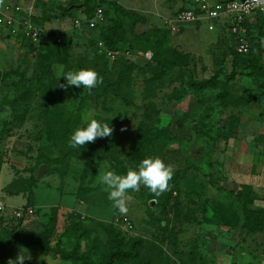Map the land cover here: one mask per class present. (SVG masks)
Segmentation results:
<instances>
[{
	"label": "rangeland",
	"instance_id": "rangeland-1",
	"mask_svg": "<svg viewBox=\"0 0 264 264\" xmlns=\"http://www.w3.org/2000/svg\"><path fill=\"white\" fill-rule=\"evenodd\" d=\"M26 1L29 6L33 0ZM36 1L33 17L41 20L36 21L42 30L40 46L29 43L21 31L0 28V204L8 212L32 208L24 230L41 232L53 226L66 249L91 251L96 261L108 255L102 247L112 238L113 228L123 229L121 221L127 217L133 228L124 245L135 241L144 264H226L222 251L235 245L233 229L241 226H225L220 217L240 209L238 191L245 185L240 182L249 178L241 173L251 169L252 155H264L262 49L251 44L255 65L249 70L236 62L237 37L225 21L190 22L173 32L169 20L193 0H66L64 6L56 0ZM99 5L120 42L115 59L100 48L101 29L77 23L84 20L88 6ZM62 7L69 9L65 17H60ZM56 33L68 45L57 56L49 51ZM162 43L174 51L169 56L174 66L155 79ZM147 51L159 56L147 60ZM47 65L58 79L57 86L48 88L51 100L31 89L28 95L9 88L10 82L20 85L21 75L31 81L48 74ZM81 68H92L99 76L104 72L112 83L123 72L121 89L99 84L98 91L107 90L96 103L83 87H62L66 81L61 76ZM234 70L237 78L229 80ZM210 79L215 81L203 84ZM195 82L200 85H192ZM32 84L38 86L24 81L25 89ZM6 101L17 103L24 115L11 120L13 108L5 107ZM62 109L74 122L65 124V117L50 113ZM91 119L113 127V149L107 155H91L92 142L81 149L70 146L74 130ZM145 131L149 140L164 137L162 152L132 155ZM147 157H160L173 167L169 188L159 197L144 186L139 192L129 190L128 212L121 215L99 178L107 170L126 175ZM232 183L237 191L230 190ZM0 236L12 259L22 251L30 256L25 261L33 264H78L37 246H22L3 230ZM114 264L139 262L118 258Z\"/></svg>",
	"mask_w": 264,
	"mask_h": 264
},
{
	"label": "trees",
	"instance_id": "trees-1",
	"mask_svg": "<svg viewBox=\"0 0 264 264\" xmlns=\"http://www.w3.org/2000/svg\"><path fill=\"white\" fill-rule=\"evenodd\" d=\"M220 1V0H218ZM223 1V0H222ZM37 3V1H36ZM62 5V4H61ZM64 6V5H63ZM86 6V5H85ZM101 7L103 8L102 5L96 6V7H87L85 13V18L86 19H92L95 17L96 10ZM62 13L60 14V17H65L67 15V11L69 9L63 8ZM104 10V20L96 25V29L99 28L102 30V33L100 35V42H103V44L110 50L117 51L120 48V42L117 39H114L115 34L113 30L109 29L108 25V19L107 15ZM124 13L129 14L127 11H124ZM33 21L36 23L41 22L40 19L33 17ZM37 24V23H36ZM246 25V23H245ZM246 38L248 39V42L250 44V51L247 54H241L238 53L237 50L235 52V55L237 56L236 59H238L236 62L241 61L242 67H246L249 70H253L254 68L252 67L255 65V62L253 60V56L251 53V44L254 45V40L255 37H249V34L246 35ZM27 39V38H26ZM29 43H31L29 41ZM36 46H40L36 45ZM258 46V45H256ZM162 49H159L158 53L161 56V59L158 61V69L154 70L153 72L157 74V77L155 79H160L163 77V74L165 73V68L170 67L173 68V64L170 63L169 61V56L172 57L174 55V51H172L169 47L166 46V43H162ZM50 50L55 56H57L60 52L63 54L66 52L68 45L65 43V41H60L58 42L57 40H54L50 43L49 46ZM48 56H53V54ZM157 53H153L152 59H157L159 56ZM251 54V55H250ZM249 55V56H248ZM248 56L247 58H245ZM235 62V63H236ZM259 62V61H258ZM48 66V65H47ZM46 66V67H47ZM48 72L49 74V81H47L44 77L47 76L48 74L44 75H38L35 77V79L27 80L23 75H21L20 79V85H18V82H10L9 88L13 90V87H15V90L19 89L20 93L27 94L28 92L34 93V91L41 93L42 95L47 96V100H51L50 95H51V90L48 88L52 85L57 86L58 85V79L56 76L52 73V70L50 69V66H48ZM144 70V69H143ZM249 74V73H248ZM100 75V73H99ZM237 71L234 70L230 74L227 75L229 80H233L237 78ZM241 75V74H240ZM251 75V74H250ZM120 77L117 78L113 83L110 79L109 76H107L104 72H102V83L100 85L102 86L104 82V86H108L107 88H112L113 91L121 89V80L123 78V72L119 75ZM9 77V75L6 74L4 77V80L2 82H5V80ZM24 81L26 83L33 82L36 84L37 87L33 86L29 87V89H25L26 86L24 85ZM210 81H215V79H210L208 81H204L203 84H207ZM99 85V86H100ZM192 85H200V83H192ZM31 89V91H30ZM106 88H102L100 91L96 88L94 92L89 93L88 99L90 102H99V100L106 96ZM29 95V93H28ZM7 98V96H6ZM25 97H21L23 100ZM5 107L13 108L12 112V118L11 120H18L20 117H22L24 114H20L18 110L16 109L17 103L16 104H11L8 103L7 101L3 103ZM5 109L4 107H2ZM1 112V111H0ZM52 115L56 117H65V124H69L70 122H74V118L70 115V112L66 110H61L59 112H50ZM60 120H56L58 122ZM142 137L139 139L138 143L135 145V149L132 153V155H157L158 153H161L164 145H165V140L164 137H160L161 135H155L153 139L149 140V133L146 134L145 132H141L140 134ZM113 144L114 140L112 137H104V138H97L95 141L92 142V148L90 150L91 155H107L110 153L113 149ZM33 182L37 183V179L32 176L30 177ZM213 182V181H212ZM219 189H222V187H219ZM23 192V191H22ZM21 190L16 192V194H20ZM238 194L241 197V207L240 209H234V214L233 215H222L220 217V221L223 223L225 226H230V227H237L241 226L245 229H249L250 231H260L264 230V208H258V207H253V201L257 199V196L255 192L253 191V188L249 185H242L240 190L238 191ZM247 194V195H246ZM225 206V205H224ZM226 210L227 207H224ZM227 214V211H226ZM71 216H76L78 217L77 213H72ZM232 216V217H231ZM24 218L21 219H14L12 217L6 218L5 216H0V231L3 230L4 232L7 233L8 237L10 236L12 239H14L15 242L22 246H37L40 247L45 254H51L54 256L60 257L62 260H74L77 261L78 264H114L116 259H128V258H135L138 260L139 264H144L142 263V259L140 258V254L136 249V242H132L130 245L125 246L124 245V238L125 235L130 233V230H125V229H119L115 230L114 228L110 231L112 234V238L109 240V243L104 245L102 248L110 251L108 255L103 257L101 260L96 261L94 260L91 251H86L81 253L79 250V247L73 250H68L66 249L61 241V238H56L55 237V228L52 226V229H48L45 227L43 231L41 232H34V231H27L24 230L22 225L24 222ZM124 234V235H122ZM6 239L4 237L0 236V264H8V261L12 259L9 255V249L7 247V244L5 242ZM115 249V250H113ZM15 259V258H14ZM123 262V261H122ZM23 264H33L32 261H24ZM205 264V263H203ZM207 264V263H206ZM209 264V263H208Z\"/></svg>",
	"mask_w": 264,
	"mask_h": 264
},
{
	"label": "built area",
	"instance_id": "built-area-1",
	"mask_svg": "<svg viewBox=\"0 0 264 264\" xmlns=\"http://www.w3.org/2000/svg\"><path fill=\"white\" fill-rule=\"evenodd\" d=\"M33 0L28 7H23L21 4H0V28H6L13 33L21 31L22 35L27 38L32 44H39L41 40V28L33 21ZM194 8H187L177 11L169 20L170 29L173 32L179 29L186 23H199L204 20L213 22L226 16L231 20L230 30L237 37L236 50L238 53L247 54L250 51V44L246 38V21L248 17L256 13L264 14V0H220L211 2L210 0H194ZM104 20V10L99 7L96 10L95 17L92 19L84 18L83 21L77 20L78 24L85 23L91 29ZM210 28H213L210 26ZM19 29V30H18ZM57 41L60 42L59 33H56ZM100 48L113 59L117 56V51L108 49L103 42H100ZM147 60H151L153 53L147 51L144 55ZM1 215L6 218L14 219L25 218L34 212L32 208H18L13 212H8L6 205L0 204ZM123 229L131 230L133 224L129 218L124 217Z\"/></svg>",
	"mask_w": 264,
	"mask_h": 264
},
{
	"label": "clouds",
	"instance_id": "clouds-1",
	"mask_svg": "<svg viewBox=\"0 0 264 264\" xmlns=\"http://www.w3.org/2000/svg\"><path fill=\"white\" fill-rule=\"evenodd\" d=\"M4 0H0L3 4ZM61 77L66 81L62 85L66 90L75 86L83 87L89 93L102 83V77L92 68H81L78 70H68ZM113 127L107 123H101L96 119H91L86 126L78 127L70 137V146L73 149H81L89 142L97 138L111 136ZM249 140L252 137L248 138ZM174 169L166 164L160 157H147L143 159L138 168L129 170L126 175H120L112 170H107L100 176L99 182L105 186L108 193V200L121 215L128 212L127 201L131 199L129 190L139 192L141 186L147 188L155 197H159L169 188V181L172 179ZM26 259H30L28 253L20 251L15 259H10L8 264H23Z\"/></svg>",
	"mask_w": 264,
	"mask_h": 264
},
{
	"label": "crops",
	"instance_id": "crops-1",
	"mask_svg": "<svg viewBox=\"0 0 264 264\" xmlns=\"http://www.w3.org/2000/svg\"><path fill=\"white\" fill-rule=\"evenodd\" d=\"M43 1L46 2L48 0ZM56 1H58V3L60 2V4L62 5H64V3L66 2V0ZM210 1L213 3L218 0ZM26 2V0H4L3 3L11 5L21 4L26 8L28 7ZM193 6L195 7L194 0L192 1V5L189 8H192ZM222 21H225L227 23L230 30L231 20L229 19V17L223 16L217 22ZM54 23L52 24L53 26L56 25ZM185 25H187V23ZM57 28L59 29V27ZM246 31L247 34L251 35V37H255L254 42L262 49L261 54L264 61V14L256 13L248 17L246 21ZM251 159V162L253 163L251 165V169L248 170L249 174L245 172L241 173L242 175L249 176V178L247 180L244 179V181L240 183H245V185H249L253 188L257 199L253 201L252 206L264 208V155H257L255 159H253L252 155ZM232 179H234L235 181L236 177ZM231 182H233V180ZM229 188H231L230 190L235 189V184L232 183V186ZM233 230L234 234L231 238L235 240V245H233V247H229V249H225L222 251V256L224 259H226L223 261H226V264H264V230L252 232L249 229H245L243 227H237ZM212 241H215L214 238L212 239ZM213 245L214 244L212 243V246Z\"/></svg>",
	"mask_w": 264,
	"mask_h": 264
}]
</instances>
